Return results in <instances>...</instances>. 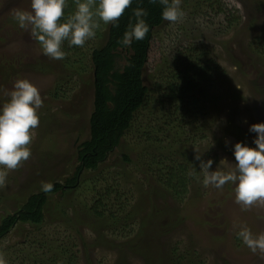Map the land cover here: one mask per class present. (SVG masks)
<instances>
[{
	"label": "rangeland",
	"instance_id": "374dc122",
	"mask_svg": "<svg viewBox=\"0 0 264 264\" xmlns=\"http://www.w3.org/2000/svg\"><path fill=\"white\" fill-rule=\"evenodd\" d=\"M30 5L31 0H0V105L21 78L43 100L31 156L9 171L0 188V224L43 192V184H63L77 171L79 146L91 137L94 73L77 74L74 68L91 64L93 49L107 40L104 26L101 37L78 52L65 47L66 59H50L13 19L14 10ZM181 7V22L164 20L152 31L142 77L147 98L102 164L110 168L82 169L78 185L66 194L45 192L44 221L17 222L0 237L8 264H264V255L253 254L236 235L242 226L264 233V207L242 210L232 184L205 187L196 160L211 159V170L227 171L231 165L221 161L234 163L235 143L255 147L248 128L264 122V0H181ZM192 46L212 68L207 96H196L200 105L187 113L177 112L162 77L182 65L189 54L180 52ZM161 161L188 167L180 198L157 180Z\"/></svg>",
	"mask_w": 264,
	"mask_h": 264
},
{
	"label": "clouds",
	"instance_id": "9594fccd",
	"mask_svg": "<svg viewBox=\"0 0 264 264\" xmlns=\"http://www.w3.org/2000/svg\"><path fill=\"white\" fill-rule=\"evenodd\" d=\"M132 2L133 0H72L75 8L69 14V0H31L30 10H14L13 19L20 29L29 30L30 38L39 44L44 56L63 60L66 56L65 43L69 47H84L87 42L96 38L102 25L117 26L119 18ZM159 3L162 6L163 20L171 24L183 20L185 13L181 0H159ZM133 15L136 21L129 24V30L122 37V44L125 46H130L133 40H143L149 32V25L145 20L147 11L136 8ZM42 106L39 89L26 78L15 81L9 99L0 105V188L6 185L9 171L18 169L30 158L29 145L35 136L34 130L39 125V110ZM248 131L255 133L252 141L255 147L244 142L235 143L232 146L234 163L221 161L231 165L227 171L217 168L211 170L213 160L204 161L196 156L203 185L217 190L226 184L234 185L235 203L242 210L252 206L264 207V122L250 125ZM228 143L226 140L225 145ZM52 187L51 183H45L42 190L47 192ZM236 235L253 254L264 255V233L253 234L247 226H242ZM0 264H8L3 253H0Z\"/></svg>",
	"mask_w": 264,
	"mask_h": 264
},
{
	"label": "trees",
	"instance_id": "16d2710c",
	"mask_svg": "<svg viewBox=\"0 0 264 264\" xmlns=\"http://www.w3.org/2000/svg\"><path fill=\"white\" fill-rule=\"evenodd\" d=\"M74 8L72 0H69L67 13L70 14ZM136 8H143L147 11L148 15L145 20L149 25V32L143 40H133L130 46H125L122 44V37L125 31L129 30V24H134L136 21L133 15V10ZM161 11L162 6L159 0H155V2L153 0H133L130 7L119 18L117 26L107 25L106 43L100 48L93 49L91 64H86V68L83 63H80L76 68L72 66L76 73L78 69L84 72L93 70L94 73V108L90 116L91 137L89 141H84L79 146V165L74 176L68 178L63 184L53 182L52 189L47 192L66 194L78 185L79 173L82 169L97 173L100 169L109 167V165L102 164H105L108 156L120 145L121 138L131 127L134 116L146 101L149 89L143 82V68L148 60L152 31L162 26L164 22L161 18ZM102 31H98L96 39L101 37ZM65 47L74 52H78L80 49L77 46L69 47L67 43H65ZM123 51H126L127 55H124L126 63L121 68L118 66V61ZM196 51L192 46L187 51L180 52L189 55L183 59L182 65L179 63L177 68L162 77L168 103L173 105L177 112L181 110L187 113L190 106L196 108L200 105L201 100L196 96H207L206 87L210 81L208 79H210L209 73L212 68L202 63L205 56L196 55ZM208 63L210 64L211 61ZM122 158L125 163L131 162L126 154H123ZM159 171L161 173L157 176V180L162 187H165L166 191L174 196L176 194L179 198L180 195L186 193L187 183H189L187 166L183 164L164 166L161 161ZM107 194V192L104 193L100 200L102 201ZM47 203L48 198L44 191L32 194L19 214L8 216L1 222L0 237L17 222L42 223L44 221L43 210ZM101 203L96 206L97 209ZM94 212H97L95 217H103L97 210ZM179 260H182L181 255Z\"/></svg>",
	"mask_w": 264,
	"mask_h": 264
}]
</instances>
